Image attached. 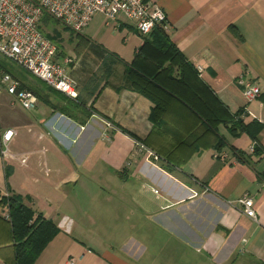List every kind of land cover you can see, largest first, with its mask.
<instances>
[{"label": "crops", "instance_id": "obj_1", "mask_svg": "<svg viewBox=\"0 0 264 264\" xmlns=\"http://www.w3.org/2000/svg\"><path fill=\"white\" fill-rule=\"evenodd\" d=\"M147 1L166 13V33L230 113L244 109L247 123L263 125L258 141L221 125L218 133L228 145L218 151L215 136L179 103L163 123H153L154 104L126 82L146 39L132 23H108L96 15L76 34L52 20L46 36L57 46L58 59H75L68 71L78 97L51 93L29 73L17 74L36 91L38 104L20 114L11 107L12 96L1 99L0 130H16L10 148L29 159L22 166L0 158V196H20L58 226L34 264H264V156H253L255 144L264 148V95L248 103L237 84L241 76L264 83V0ZM68 99L76 107L74 119L57 111ZM138 143L160 155V161L128 167ZM231 147L251 163L241 161ZM93 179L119 181L120 188L112 193L93 189ZM138 180L160 191V207L143 214L136 205L118 219L125 205L75 201L81 195L132 201L138 194L132 182ZM245 195L254 201L256 221L239 204ZM5 213L0 207V264H11ZM133 213L143 221L132 219Z\"/></svg>", "mask_w": 264, "mask_h": 264}, {"label": "built area", "instance_id": "obj_2", "mask_svg": "<svg viewBox=\"0 0 264 264\" xmlns=\"http://www.w3.org/2000/svg\"><path fill=\"white\" fill-rule=\"evenodd\" d=\"M96 15L105 16L108 23L122 20L130 22L142 37L150 36L156 28L165 31L169 28L163 9L147 0H0V56L48 87L70 99H76L77 82L68 71L74 59H58L57 46L42 32L41 24L48 17L80 34ZM237 84L248 103L264 95V83H255L241 76ZM2 92L12 96L14 102L20 103L26 110H33L38 104L37 96L29 90L21 89L20 82L10 74H0V95ZM106 125L113 127L110 122ZM16 135L14 129L0 130V158L25 166L29 156L15 153L10 148ZM141 144L137 145L139 151L141 149L149 157L159 160ZM217 157L225 159L227 156L220 154ZM239 204L247 217L257 220L252 197L245 195ZM4 216L8 218V214Z\"/></svg>", "mask_w": 264, "mask_h": 264}, {"label": "trees", "instance_id": "obj_3", "mask_svg": "<svg viewBox=\"0 0 264 264\" xmlns=\"http://www.w3.org/2000/svg\"><path fill=\"white\" fill-rule=\"evenodd\" d=\"M49 20L45 19V22ZM20 72L26 71L19 67L16 69L11 63L0 58V74H10L20 82L21 89L29 90L37 95L36 91L27 89L18 79ZM126 82L131 90L143 95L154 104L150 116L153 123H163L172 105L182 104L199 117L206 129L215 136L216 144L213 148L218 151L228 145L218 133L221 125L233 135L239 136L246 133L254 141H258V136L263 130L261 123L257 121L247 123L244 120L243 116L246 114L244 109L235 114L230 113L226 105L202 80L196 68L162 28H156L150 36L146 37L133 65L127 72ZM44 85L48 91L60 94L45 83ZM71 100L68 99L65 105L57 108V111L74 119L73 113L76 107ZM231 148L241 161L251 163L250 157L244 152ZM253 156H264V148L255 144ZM0 207L5 208V214H8V218L4 216V220L10 226V244L14 251L13 260L10 263L34 264L49 242L59 233L58 226L24 205L20 196H0Z\"/></svg>", "mask_w": 264, "mask_h": 264}, {"label": "rangeland", "instance_id": "obj_4", "mask_svg": "<svg viewBox=\"0 0 264 264\" xmlns=\"http://www.w3.org/2000/svg\"><path fill=\"white\" fill-rule=\"evenodd\" d=\"M45 19H50V18L45 17L44 20L42 21V24H41V30H42V32H44L46 34V33L51 32V27H50V25L49 26L46 25ZM49 21L52 22V23H50L52 25L55 23L51 19ZM54 25L57 28H59V29H61L62 27L66 28L65 26H63L60 23H55ZM0 58H2V57L0 56ZM2 59L5 60L6 62L11 63L16 69H18V67L15 64H13L12 62H10V61H8V60H6L4 58H2ZM4 93L5 92L1 93L0 102H1L2 97H4L5 95H8V94H6V93L4 94ZM13 101L14 100L12 99V103H13ZM11 107L13 109H15L17 112H19L20 114L21 113H24V114L30 113V110L24 109L23 106L20 103L16 102V101L13 103V105ZM0 113H1V111H0ZM141 145H144V144L142 143ZM153 154L160 159V155H158L156 153H153ZM139 161H145L147 163H156V162H159L160 160H155L154 157H149L147 152H144L141 149L139 151V149H137V152H136L135 156L133 157L132 161L129 163L128 167H132L134 164H136ZM96 180L93 179V180L90 181V186L92 185L93 189H99L101 191L102 190H108L107 192H109V193L111 192L112 193V191L117 190V189L120 188L119 187V184H120L119 181L110 180V181H106L105 182V181H99V180L96 181ZM132 185H133L134 189H136V191L138 192L137 196L132 197V201H130V199H129L127 201L125 200V201L121 202L119 200L121 197H116L114 195H112L111 199H108V200L105 197H97L96 195H94V196L93 195H89L87 197L84 196V195H81V196H76L75 197V201L77 200L76 203L78 202L79 204L80 203L81 204L82 203H89V204L104 205V206H118V205L124 206L125 205L128 208H126V210L124 211L125 213L124 212H119L118 213L119 214V218L118 219L124 218L126 215H130L131 212L134 209L135 210L137 209L136 205L143 209V211H144L143 214H145V213L149 212L150 210H153V209L158 208V207L161 206L160 204H162L161 203L162 200H161V195H159L160 191H158V189H156L155 187H153L150 184L148 186H145V184H143L139 180L136 181V183L132 182ZM129 204L130 205L132 204V207H130ZM120 211H121V209H120ZM133 217H135L136 218L135 220L137 222H139V220H140L139 219V214L137 215L136 213L135 214L133 213L132 219H134ZM108 221L111 222V223L116 221V223H117L118 220L117 219L113 220L112 217H109ZM121 221H120V223H122V224L126 223L125 219H122ZM140 221H143V220L141 219ZM143 223H145V222H143ZM121 229H122V231H124L123 226L121 227Z\"/></svg>", "mask_w": 264, "mask_h": 264}]
</instances>
